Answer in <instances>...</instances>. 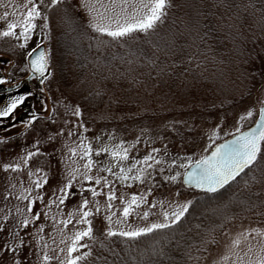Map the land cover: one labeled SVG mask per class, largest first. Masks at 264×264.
Instances as JSON below:
<instances>
[{
	"label": "trees",
	"instance_id": "obj_1",
	"mask_svg": "<svg viewBox=\"0 0 264 264\" xmlns=\"http://www.w3.org/2000/svg\"><path fill=\"white\" fill-rule=\"evenodd\" d=\"M171 3L166 16L154 30L128 37V49L135 50L129 57L145 59L143 68L135 69V73L126 76L129 80L120 73L119 76L117 72L110 73L105 67L109 61L102 62L98 53L94 55L93 61L82 63L83 66H71V79H79L81 83L70 85L64 90L75 105L78 103L85 122L86 119L101 122V119L93 118L95 111L92 106H103L104 109L109 106L97 100L96 93L105 95V90L110 87L108 83L128 82L124 91L122 88L124 93L118 96L122 100L118 104L115 103L117 100L111 102L112 107L122 104L123 109L127 103L131 110L129 117L118 120L117 116H113L114 121L119 122L116 128L124 132L135 128L145 130L146 136L154 122L162 118L164 132H170L174 136L172 138L181 144L188 137L189 144H192L190 142L197 140L200 131L190 130L193 128L192 120L199 119L212 124L219 114L230 115L229 112L235 111L242 99L252 94L242 84V97L236 100L241 95L238 88L242 79H252L249 66L255 70V76H262L258 68L264 66V0H171ZM173 40L185 41L186 46L180 49ZM9 45L8 50H15L13 44ZM172 49L176 50L174 56L170 54ZM141 69L142 76L137 77ZM143 83L146 86L142 90ZM258 83L260 86L259 80ZM51 88L49 86V90ZM230 90L239 94L232 99L228 96ZM38 97L43 100L45 95L43 98ZM152 100H158L160 105L155 101L148 110L140 112V103L151 104ZM100 102L103 105L96 104ZM165 103H169V109L163 108ZM180 103L190 104L182 110L177 106ZM23 124L17 122L10 129ZM33 125V128L40 127L38 123ZM173 155L179 154L176 152ZM245 172L248 175L242 173L236 181L221 189L219 194L196 190L180 182L182 190L196 193L189 211L180 222L136 239L109 237L105 240L104 235L97 230L95 235L98 240L89 242L93 249L90 261L92 264H196L188 258V249L191 248L194 256L203 255L202 242H207V248L212 247L218 234L234 218L238 221L254 217L264 221V217L257 215L264 211V204L260 203L264 200V175L256 170L246 169ZM252 175L256 176V180L251 179ZM204 200L207 201L206 206L197 204ZM210 202L211 205L215 203L211 207V211H214L212 218L205 213ZM218 214L221 216L219 219L216 217ZM101 241L107 247H101ZM196 248H201V251L196 252ZM20 250L18 252L21 255H17L16 260L25 264L26 256L31 258V253L26 252L25 255Z\"/></svg>",
	"mask_w": 264,
	"mask_h": 264
},
{
	"label": "rangeland",
	"instance_id": "obj_2",
	"mask_svg": "<svg viewBox=\"0 0 264 264\" xmlns=\"http://www.w3.org/2000/svg\"><path fill=\"white\" fill-rule=\"evenodd\" d=\"M24 2L25 0H0V17L3 16L5 11L10 13L13 12L14 6H18ZM45 2H48V0H45ZM88 2L94 4L99 11H103L99 4L96 3V0H65L62 7L67 8V16L71 20V24L64 23L62 20L61 17L64 13L58 14L52 20L53 31L50 42L47 38L42 37L39 29H37L36 34L24 49L15 47L18 42L14 38H0V60L3 65V72L7 74V81L10 83L19 81L28 73L27 70H24V65L28 62L27 52L31 51L38 42L43 40L42 43L46 45V48L52 51L51 71L53 75L49 77V80L44 81L42 89L45 97L43 100L39 97L37 98L38 106L42 111L39 118L33 122V124L38 123L40 127L33 128V124L28 125L26 122L19 127L9 129L4 134H0V141L3 142L0 143V222L7 223L10 228L18 224L21 219L16 213V207L23 208L27 203L26 201L18 200L17 196L22 188L31 187L30 181L35 180L36 176H32L31 178L28 176V167H25L19 176L16 173H6L3 171V165L8 162H18L20 157L26 155L27 150H34V145L36 144L37 139L40 140L39 147L43 155L33 158L30 162V167L33 172H35L37 168H42L44 172L48 173L49 183L44 189V193L47 194L48 199L51 198L52 190H56L63 182H66L68 171L66 167L67 156L70 155L68 148L75 147L78 143L77 136H68L69 129L82 133L84 137H87V139L92 142L93 147L97 149L103 145L114 146L119 144L121 140L126 141L127 143H132L139 138L140 144L137 145V150L133 152V155H136L138 158L147 154L151 147L161 149V154L158 159L162 158L166 161V163L162 165L165 171L163 173H159L158 171L153 173L155 182L149 180L147 186L140 185L139 182L132 183L131 181L128 182L129 186L127 187L121 186L119 182L115 185L118 196L124 195L127 198L133 193L145 194L150 201L149 204L140 205V208L136 209V212L131 217L127 218V223L123 225L113 223L111 225L114 229L122 227L125 230H129L137 227H144L152 223L163 222V211L171 212L176 209L178 204H185L195 198L196 193L190 192L188 189L182 190L179 187L185 169L172 166V159H176L177 164L187 163L188 161L185 158H191L192 160L199 159L202 155L207 153L215 143L217 144L235 133L238 126L242 125L241 129H243L244 127L253 125L258 116L259 107L264 104V66H262L261 69L258 68L261 73L260 75H262L260 78L255 76V70L253 67L249 66L248 68L250 69L252 79L251 77L250 79H242L238 88L241 95L238 92L234 94L232 93V90H230L228 91V96H231L230 98L234 99L235 96L239 94L236 100H238V97H242V91L240 89L242 84L245 85L249 91H252V94L250 96L248 95L247 98L242 99L239 102V106L237 105L238 108L233 112H229L230 115L221 116L219 114L220 116L218 115L212 124H207L204 120L191 119V125L193 128L190 130H194V132L198 129L200 130L198 132L197 140L195 141V139H193L190 142L192 144H189L188 137H185L182 140L184 144H181L178 140L176 141L172 138L174 136H172L170 132H164V129L162 128V118L154 122L151 131H149L146 136L145 130H138L135 128L134 130L128 129L124 132L116 128L115 126L119 122L114 121L115 117L113 116H117L118 120L124 116L129 117L131 110L127 103H123L125 105V108L123 109L122 104L118 105V107H112L111 102L117 100L115 103L118 104L117 102L122 100L118 99V96H121L122 93H124L123 91L124 88L126 89L127 81V83L123 84L108 83L110 87L105 90V95L96 93L97 100L99 99L101 102H106L109 105L106 109H104L103 106L96 105H103L101 102L94 104L96 106H92L95 111L93 118L101 119V122L95 123L93 119H86L85 122V119H82L83 116H73V109L77 106L79 107V105H77V102L76 105L73 103V99L67 96L64 89L70 85L73 86L81 83V80L71 79L70 76L72 70L70 68L72 65L83 66L82 63L93 61L95 57L94 55L98 53L102 62H110V64L109 62L105 63L107 64L105 67L110 73L117 72V75L120 73L124 79L129 80L126 76L135 73V69L143 68L145 64V59L142 57H129V54L135 50L128 49L127 46L130 44L129 42L127 43L128 38L119 43L113 42L108 48L97 51L94 46V41L88 39L89 36L95 35L94 30L89 27V21L93 18V13L89 11L88 7H85V4ZM109 2L110 0H100V3L104 5H108ZM129 11H131V9H129ZM14 19H18V17H9L7 21L0 20V31L5 30L7 23ZM177 41L178 40L175 42L173 40L180 49L186 46L184 43L185 41ZM90 43L93 44V47L91 48L89 47ZM9 44H13L15 50H8L10 46ZM157 54L159 55V53ZM170 54L171 56H174L176 50H170ZM9 61H11V63H9ZM79 70H81V68ZM142 71L143 69L138 71L140 74H138L137 77L142 76ZM258 80L261 83L260 86L258 85ZM49 86L52 87L51 90H49ZM145 86L146 85L143 83L142 90ZM155 101L159 106L160 102L158 100H152L151 104L141 102L140 112H142L141 110H148V107H151ZM168 104L169 103H165L163 108L169 109ZM189 104L190 103L183 105L180 103V105L177 104V106L184 110ZM248 110L254 111L253 117L245 121H239V116L246 115ZM53 121H55V123H53ZM78 124H82L88 129V131L84 132L83 128H76L75 126ZM157 128H160V130L162 129V131L159 133L160 130ZM61 129H63L62 135L51 141L47 139L48 136H56L57 132ZM214 131L218 133L215 136H213ZM185 135L186 133L183 134V136ZM210 136L212 139H209ZM167 137L171 140L166 139ZM172 141L174 142L173 144ZM194 143L195 145H193ZM176 152L179 154L176 156L179 157L173 155V153ZM100 159L107 163V154H102ZM79 163L82 165L83 161H79ZM82 170L83 169L81 168V171ZM177 172L181 173V176L177 181L164 179L165 176L175 175ZM38 175H42V173H38ZM104 175L108 174L104 173ZM12 184H15V189L11 187ZM88 186L89 182H85V187L83 189L80 187L79 183L74 185V191L76 194L70 196L66 202V206L60 209V211L64 213L63 217L57 214L55 206L52 207L50 215L57 214V221L54 222L51 219H47L45 232L41 233V235L45 236V241H33V243L27 246L25 250H20L23 254L25 253V255L26 252L31 253V258L26 256L27 260L25 264H43L42 256L44 251H49V253L53 255H59L61 260L64 259L66 251L63 254L59 253L57 246L63 247L67 250V246L71 243V237L74 234L75 229L73 225H68L61 234L58 229L62 227V225H59L58 221L61 218H67L68 213L75 212L83 197L89 199V206L93 208V211L95 210V201L99 200L100 212L93 220L94 231L98 230L101 234L104 233L108 226L107 220L105 219L107 215L105 207L106 198L103 195L93 198L91 193L86 190ZM149 188L151 189V192L147 191ZM7 191H13L14 195L5 199ZM105 191H107V189H105ZM177 193H179V195H176ZM33 195H35V192H33ZM161 202L163 203V208L161 207ZM45 203H47V199L45 200ZM151 204H155L156 207L152 208L150 206ZM197 204L206 206L207 201L204 200L203 202H197ZM114 205L115 207L113 211H117L122 207L120 200L115 201ZM214 205L215 203L211 205L210 202L207 206L209 208L205 211L209 218L214 216V211H211V207ZM9 211L11 213L9 220L2 221L4 212ZM34 211L45 212L48 210L44 207V204L38 203L37 206L34 207ZM144 211L149 212L147 218H143ZM120 215L121 213L117 211V216L113 217V221H115ZM216 217L217 219L221 218L219 214ZM45 219L46 218L42 216L40 223H43ZM232 221L233 222L228 224L225 229L218 234L212 247H209L208 251L201 255L203 259L200 261V264H213L214 261L220 260L222 255L228 253L229 250L238 251L241 256H244V253L247 252L250 245L253 246L254 249L258 247V242L261 240V237L257 236L255 239H252L251 237L245 239L240 234L250 228L264 229V221L254 217L239 219L238 221H235L234 218ZM21 232V234H23V230H21ZM28 232L35 233V226H30ZM7 236V231L0 234V248L3 247L5 237ZM253 236H255V233H253ZM52 237L55 238L56 244L52 243ZM62 238L65 239L64 244H60ZM9 239L11 238L9 237ZM236 239L241 241L238 247L233 245V241ZM17 242L18 241H16V243ZM45 242L49 245L48 249L43 248ZM52 249H56V251L52 252ZM82 250L83 249L80 251ZM17 255H21V253L18 252L13 255L11 252H4L0 254V264H12L13 259H16ZM250 257L255 259V252L250 254ZM22 258H25V256ZM248 258V256H245L246 260ZM233 259H235V257H233ZM50 264H58V261L53 260Z\"/></svg>",
	"mask_w": 264,
	"mask_h": 264
},
{
	"label": "snow or ice",
	"instance_id": "obj_3",
	"mask_svg": "<svg viewBox=\"0 0 264 264\" xmlns=\"http://www.w3.org/2000/svg\"><path fill=\"white\" fill-rule=\"evenodd\" d=\"M64 3L65 0H48V2H45V0H25L23 4L14 6V11L11 13L5 11L0 20L7 21L12 16H16L18 19L7 23L6 29L0 31V38H14L18 42L15 47L24 49L36 34L37 29H39L42 37L47 38L50 42L53 31L52 20L58 14L64 13L61 17L62 20L64 23L71 24V20L67 16V8L62 7ZM96 3L99 4L103 11H99L90 2L86 3L85 7H88L89 11L93 13V18L89 21V27L94 30L95 35L89 36L88 39L94 41L97 51L108 48L113 42L119 43L135 33H147L150 30H154L158 22L166 16L167 9L172 6L171 0H110L108 5H104L100 3V0H96ZM42 42L43 40L38 42L31 51L27 52L28 62L24 65V70L38 75L41 84L45 80H49V77L53 75L51 71L52 51L47 48L41 50ZM89 47H93V44L90 43ZM6 84L7 80L0 77V85ZM16 86L18 87L19 85ZM28 95H31V93H28ZM25 99L24 95L11 97L7 104L0 107V117L14 116L15 110ZM72 115L82 116V112L78 106L73 109ZM253 115L254 111L248 110L246 115L239 116V121H245L253 117ZM258 117L254 127L249 128L247 131H242V125L238 126L236 128L238 134L233 139L216 145L210 155L201 156L196 160L185 158L188 162L179 164H177L176 159H172L171 165L185 169L183 173L186 177L185 182L203 189L207 193L214 194H219L221 189L229 185L230 182L236 181L237 177H240L242 173L248 175L245 172L246 169L249 171H260L264 175V104L259 108ZM37 119L38 117L33 114L32 118L27 121V124L32 125ZM75 127L83 128L84 132L88 131L82 124H78ZM62 134L63 129L57 132L56 136H48L47 139L51 141ZM217 134L215 131L213 132V136ZM74 135L78 137V143L75 147L68 148L70 155L67 156L66 167L68 171L66 182H63L56 190L51 191L50 199L44 193L45 186L49 183L48 173L44 172L42 168H37L33 172L30 167V162L33 158L43 155L40 151L39 139L36 140L34 150H27L26 155L20 157L18 162H8L3 165L4 172L16 173L18 176L25 167H28V176L30 178L36 176V179L30 181L31 187L22 188L17 196L18 200L27 202L23 208L16 207V213L21 217L18 224L10 228L7 223L0 222V234H3L5 231L8 232L4 245L0 248V254L11 252L15 255L23 247L31 245L33 241H45V236L41 235V233L45 232L47 219L56 222L57 214L61 217L64 216V213L60 209L66 206V202L70 196L76 194L74 191L76 183H79L83 189L85 182H89L86 190L91 193L93 198L102 195L106 198L105 207L107 215L105 219L108 226L103 233L105 240L109 237L136 239L157 230L168 229L180 222L189 211L192 201L178 204L176 209L171 212L163 211V222L152 223L144 227L129 230H125L122 227L114 229L111 227L113 223L120 225L127 223V218L131 217L136 212V209L140 208V205L150 203L145 194L133 193L127 198L124 195L118 196L115 185L119 182L121 186L127 187L129 186L128 182L131 181L132 183L139 182L140 185L147 186L149 180L155 182L153 173L157 171L163 173L165 171L162 165L166 161L162 158L158 159L161 149L151 147L147 154L138 158L136 155H133V152L137 150V145L140 144L139 138L132 143L121 140L119 144L114 146L103 145L97 149L93 147L92 142L87 137H84L82 133L69 129L68 136ZM209 139H212V137L210 136ZM0 143L3 142L0 141ZM102 154H107V163L100 159ZM79 161H83V164L81 165ZM81 168L83 169L82 171ZM38 173H42V175H38ZM104 173L108 175H104ZM180 176L181 173L177 172L175 175L165 176L164 179L177 181ZM251 179L256 180V176L252 175ZM247 183L248 181L246 180L245 184ZM11 187L15 189L16 186L12 184ZM147 191L151 192V189L149 188ZM33 192H35V195H33ZM12 195H14L13 191H7L5 199H8ZM176 195H179V193ZM46 199L47 203H45ZM117 200H120L122 205L117 210L121 215L113 221V217L117 216V211H113L115 207L114 202ZM38 203L44 204V207L48 211H34V207ZM260 203L264 204V200H261ZM89 205V199L83 197L75 212L68 213L67 218H61L58 221L59 225H62L58 229L61 234L68 225H73L75 231L71 237V243L67 246V250L57 246L59 253L63 254L66 251L62 260L59 255H53L49 251H44L42 256L43 264H50L53 260H57L58 264H92L89 258L93 255V249L92 243L89 242H96L98 240V237L95 235L93 220L100 212L99 200L95 201L94 211ZM53 206L56 207L57 214L50 215ZM150 206L152 208L156 207L155 204H151ZM161 207L163 208L162 202ZM10 215V211L4 212L2 221H8ZM148 215V211L143 212V218H147ZM257 215L264 217V211L257 213ZM42 216L46 219L43 223H40ZM30 226H35V233L28 232ZM21 230H23V234H21ZM253 233H255V236H253ZM240 235L245 239L249 237L252 239H255L257 236L261 237L258 247L254 249L250 245L244 256H241L238 251L229 250L228 253L222 255L220 260L214 261L213 264H264V229L250 228ZM51 239L52 243L56 244L55 238L52 237ZM13 241L18 242L13 244ZM64 243L65 239L62 238L60 244ZM202 243L204 244L203 251L207 252V242L203 241ZM240 243L239 239L233 241V245L236 247ZM100 246L107 247L103 241H101ZM43 248L48 249L49 245L45 242ZM81 249H85V251L81 252ZM51 251L55 252L56 249H52ZM200 251L201 248H196V252ZM254 252L256 258L252 259L250 254ZM186 254L196 264H200V261L203 259L202 256L192 255L191 248L188 249ZM245 256L249 258L246 260ZM12 264H23V262L13 259Z\"/></svg>",
	"mask_w": 264,
	"mask_h": 264
},
{
	"label": "flooded vegetation",
	"instance_id": "obj_4",
	"mask_svg": "<svg viewBox=\"0 0 264 264\" xmlns=\"http://www.w3.org/2000/svg\"><path fill=\"white\" fill-rule=\"evenodd\" d=\"M2 66L3 65L0 60V77L7 80V74L3 72ZM28 75L29 72L22 79ZM14 83L7 81L6 85H0V107L7 104L8 100L14 96L24 95L26 99L17 107L14 116L0 117V134L7 132L17 122L26 123L32 118L33 114H37L38 117L42 111V109L38 106L37 98L38 96L42 97L43 91L38 89L36 78L34 77L32 81H24L23 85L19 89L5 91L6 87H9ZM28 93H31V95H28Z\"/></svg>",
	"mask_w": 264,
	"mask_h": 264
},
{
	"label": "water",
	"instance_id": "obj_5",
	"mask_svg": "<svg viewBox=\"0 0 264 264\" xmlns=\"http://www.w3.org/2000/svg\"><path fill=\"white\" fill-rule=\"evenodd\" d=\"M45 48H46L45 44H41V50H43V49H45ZM33 77H36V78H37V79H36L37 85H38L39 88H42V84L40 83V78L38 77V75H35V74H33V73L30 72V74H29L25 79L21 80L20 82H18V83H16V84H13V85H11V86H9V87H6L5 91H10V90H15V89L20 88V87L23 85L24 81H32V78H33ZM16 85H19V86L17 87ZM261 106H262V105H261ZM261 106H260V107H261ZM260 107H259V108H260ZM35 116H36V114H35ZM258 118H259V117L257 116L256 120H257ZM256 120H255V121H256ZM254 126H255V123H254L253 125H251L249 128L254 127ZM249 128H247V129H243L242 131H247ZM237 134H238V133L235 132V133H233L232 135H230L229 137H227L226 139H224L223 141H221V142L215 144V145H214V146H213V147H212L207 153H205L204 155H210V154H211V151L214 150V148H215L216 145H218V144H222V143H225L226 141H229V140L233 139V137H234L235 135H237ZM204 155H202V156H204ZM184 172H185V171H184ZM184 172H183V173H184ZM185 181H186V177L183 175V176H182V182H183V184H184L185 186L190 187V188H193V189H196V190L204 191L203 189L197 188V187H195L194 185H190V184H188V183L185 182ZM204 192H205V191H204Z\"/></svg>",
	"mask_w": 264,
	"mask_h": 264
}]
</instances>
